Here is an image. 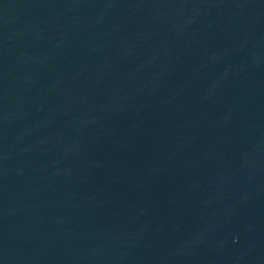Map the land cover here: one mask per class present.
Listing matches in <instances>:
<instances>
[{
	"label": "water",
	"instance_id": "1",
	"mask_svg": "<svg viewBox=\"0 0 264 264\" xmlns=\"http://www.w3.org/2000/svg\"><path fill=\"white\" fill-rule=\"evenodd\" d=\"M0 264H264V0H0Z\"/></svg>",
	"mask_w": 264,
	"mask_h": 264
}]
</instances>
